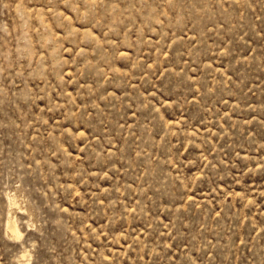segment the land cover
Listing matches in <instances>:
<instances>
[{
    "label": "rangeland",
    "instance_id": "1",
    "mask_svg": "<svg viewBox=\"0 0 264 264\" xmlns=\"http://www.w3.org/2000/svg\"><path fill=\"white\" fill-rule=\"evenodd\" d=\"M0 264H264V0H0Z\"/></svg>",
    "mask_w": 264,
    "mask_h": 264
},
{
    "label": "bare ground",
    "instance_id": "2",
    "mask_svg": "<svg viewBox=\"0 0 264 264\" xmlns=\"http://www.w3.org/2000/svg\"><path fill=\"white\" fill-rule=\"evenodd\" d=\"M12 229V232L16 235V234H19L18 230L16 228H11ZM17 237V236H16Z\"/></svg>",
    "mask_w": 264,
    "mask_h": 264
}]
</instances>
